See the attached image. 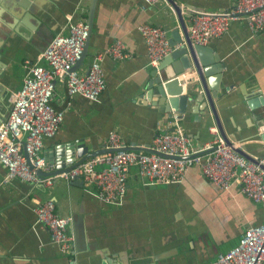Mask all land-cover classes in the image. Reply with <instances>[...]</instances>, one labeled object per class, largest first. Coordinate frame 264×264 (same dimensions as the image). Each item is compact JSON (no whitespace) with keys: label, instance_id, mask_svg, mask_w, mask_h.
<instances>
[{"label":"crops","instance_id":"obj_1","mask_svg":"<svg viewBox=\"0 0 264 264\" xmlns=\"http://www.w3.org/2000/svg\"><path fill=\"white\" fill-rule=\"evenodd\" d=\"M90 1L0 0V123L8 118L28 68L38 62L54 36L69 33V15L73 21L87 20ZM173 2L180 6L187 27L192 9L223 11L235 0ZM144 3L97 1L88 55L76 71L87 73L94 56L116 38L132 55L102 60L106 88L99 101L77 95L69 104L67 80H57L53 105L65 112V119L58 134L45 140L43 150L55 170L67 166V161L59 165L53 155L60 143L82 139L95 152L105 149L109 133L116 131L129 144L148 145L157 131L168 127L174 113L196 146L222 136L214 119L201 118L190 105L186 114L167 111L163 98L150 86L154 68L139 24L162 26L170 40L175 33L181 40L184 33L168 2L143 9ZM206 45L224 66L210 75L216 79L219 74L214 101L223 137L254 159L264 157V105L249 104L264 96V31L252 33L246 22L232 20L225 34ZM168 57L160 65L180 66ZM213 126L217 132L211 130ZM6 175L0 162V264H207L219 252L235 247L246 228L264 224V202H254L237 185L222 190L197 167L190 168L179 184H147L132 166L120 204L100 201L95 188L79 180H60L47 187L19 177L6 181ZM50 197L58 214L72 218L69 231L74 241L69 254L37 222L34 208Z\"/></svg>","mask_w":264,"mask_h":264},{"label":"built area","instance_id":"obj_2","mask_svg":"<svg viewBox=\"0 0 264 264\" xmlns=\"http://www.w3.org/2000/svg\"><path fill=\"white\" fill-rule=\"evenodd\" d=\"M161 1L144 0L147 5ZM187 32L194 44L206 45L212 38L225 34L232 20L246 22L252 33L264 31V0H235L223 11L192 9ZM68 16V34H58L41 53L38 62L28 68L23 84L14 93L10 114L0 123V162L7 169L6 181L19 177L22 180L52 187L60 180L81 179L95 188V196L106 204H120L126 197L129 169L137 167L147 184H179L192 167L222 190L234 185L239 192L256 203L264 202V157L254 160L239 153L219 134L203 145L196 146L186 134L181 117L174 113L167 128L157 131L148 145L127 143L120 133L111 131L105 149L109 151L82 161L68 160L63 169H54L47 162L43 150L47 138L55 137L62 127L65 112L56 108L57 80L66 78L67 99L71 104L77 95L99 101L106 88L102 60L105 57L124 59L132 55L125 42L114 39L103 51L97 53L87 73L79 74L73 67L81 60L89 38L86 20L73 21ZM138 31L147 46L150 65L158 68L161 60L175 48L166 30L159 25L141 23ZM44 63H41V61ZM217 132L215 126L211 127ZM37 222L49 232L59 249L69 254L74 237L69 231L71 216L56 212L52 197L34 208ZM207 264H264V224L251 225L241 234L239 243Z\"/></svg>","mask_w":264,"mask_h":264},{"label":"water","instance_id":"obj_3","mask_svg":"<svg viewBox=\"0 0 264 264\" xmlns=\"http://www.w3.org/2000/svg\"><path fill=\"white\" fill-rule=\"evenodd\" d=\"M97 1L98 0L90 1L87 14L86 22L89 25L90 35L92 33L94 11ZM169 1L173 4L182 21L185 42L182 47L175 48L169 53L167 60H178L180 66H173L172 69H168L161 64L157 69L154 68L151 72L152 79L149 82L150 86L157 91L159 97L163 98V102L161 103L165 105L167 111L178 109L181 113L186 114L188 106L190 105L191 112L199 114L201 118H205L207 121H209L210 118L214 119L221 135L225 137L214 101L218 96L216 88L219 74L216 76V79L210 76L213 72L220 70L224 66L221 64L219 56L214 53L211 47L203 44H194L191 41L183 16L181 15L180 6L174 3L173 0ZM177 33L179 34V32ZM175 34L170 40L173 46L181 41L179 38H176ZM88 40L82 58L73 67L74 70H76L78 64L88 55ZM256 98L251 100L249 104L258 106L259 103L262 102L264 105V96L262 98ZM225 140L229 145L233 146L230 140L227 138H225ZM236 150L246 158L254 160V158L246 154L242 149L236 148ZM106 151L109 150L102 149L91 152L90 148L83 143V140L79 139L56 145L53 150V155L57 159V163L62 165L68 160L82 161L88 157ZM74 180L82 181L77 178Z\"/></svg>","mask_w":264,"mask_h":264}]
</instances>
